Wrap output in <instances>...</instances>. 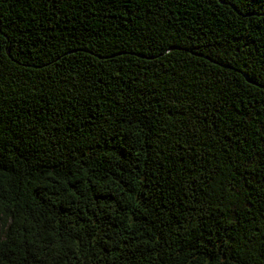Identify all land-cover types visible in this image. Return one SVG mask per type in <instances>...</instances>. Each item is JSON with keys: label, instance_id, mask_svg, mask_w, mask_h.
<instances>
[{"label": "trees", "instance_id": "1", "mask_svg": "<svg viewBox=\"0 0 264 264\" xmlns=\"http://www.w3.org/2000/svg\"><path fill=\"white\" fill-rule=\"evenodd\" d=\"M0 264H264V0H0Z\"/></svg>", "mask_w": 264, "mask_h": 264}, {"label": "water", "instance_id": "2", "mask_svg": "<svg viewBox=\"0 0 264 264\" xmlns=\"http://www.w3.org/2000/svg\"><path fill=\"white\" fill-rule=\"evenodd\" d=\"M246 81H247V82H249V83H252V82H251V80H250V79H248L247 77H246Z\"/></svg>", "mask_w": 264, "mask_h": 264}]
</instances>
